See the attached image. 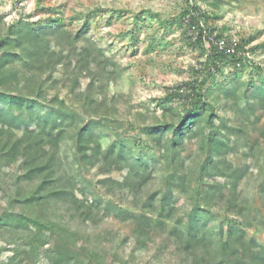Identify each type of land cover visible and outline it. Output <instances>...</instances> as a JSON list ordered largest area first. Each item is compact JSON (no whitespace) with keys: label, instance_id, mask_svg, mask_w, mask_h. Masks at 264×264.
Instances as JSON below:
<instances>
[{"label":"trees","instance_id":"trees-1","mask_svg":"<svg viewBox=\"0 0 264 264\" xmlns=\"http://www.w3.org/2000/svg\"><path fill=\"white\" fill-rule=\"evenodd\" d=\"M182 17L196 28L199 45L205 38L211 43L202 63L204 75L200 81L167 89L156 104L164 120L141 127L145 139L139 141L138 134L131 136L121 121L109 116L105 99L94 100L108 68L111 74H107L115 77L120 67L88 35L86 24L71 32L56 17L46 23L15 19L6 25L0 16V165L18 167L14 195L0 214L5 243L1 249L10 252L0 264H33L39 258L48 264H89L95 259L87 258L85 246L79 245L67 222L47 214L50 204H60L84 221L94 220L99 208L115 213L113 203H105L82 182L83 172L93 168L106 175L98 182L107 192L115 187L134 195V207L140 211L124 209L121 215L133 220L139 248L145 247L149 231L155 229L166 233L190 264H264V247L247 232L254 225L264 229V218L259 213L252 216L251 206L237 191L249 175L248 166L227 162L229 144L214 124L217 115L210 92L201 86L211 74L230 68L233 76L221 85L224 97L241 113L255 115L264 108V81L244 84L238 79V72L246 68L245 40L220 48L219 35L212 36L213 30L201 25L205 15L198 6L189 5ZM256 49H264V43L251 51ZM84 78L88 82L77 99L81 111L48 95L58 87L73 92ZM260 135L264 139V127ZM193 137L201 140L203 157L186 173L180 151L184 140ZM145 140L151 149L161 151L160 157L145 152ZM63 146L71 149L73 160L60 157ZM160 165L165 166L164 190L150 192L141 202L138 195L146 191ZM69 168H75L74 173H68ZM114 171L124 172L122 179L109 177ZM216 175L227 176L229 184L215 181ZM257 191L264 208V161ZM176 194L191 199L189 210L179 212Z\"/></svg>","mask_w":264,"mask_h":264},{"label":"rangeland","instance_id":"rangeland-1","mask_svg":"<svg viewBox=\"0 0 264 264\" xmlns=\"http://www.w3.org/2000/svg\"><path fill=\"white\" fill-rule=\"evenodd\" d=\"M191 4L204 12L201 25L212 29V36L219 35L216 43L246 41V68L238 72L241 83L264 81V49L251 51L254 46L264 43V0H0V16H3L5 24L9 23L6 19L46 23L56 17L71 32L86 24L88 35L105 47L107 55L120 67L119 75L115 77L107 74L111 67L108 68L107 75L103 77L104 84L95 90L94 100L105 99L109 116L121 121L131 136L138 134V140L144 141L141 127L164 120L156 104L165 96L167 89L196 78L200 81L204 75L202 63L211 43L205 38L199 45L196 28L190 27L183 19L184 10ZM232 74L231 69L225 67L208 76L201 86L210 92L209 100L213 113L217 115L213 117L214 124L229 144L225 155L227 162L238 167L248 166L249 175L238 186L240 198L249 203L252 216L259 213L264 218L263 198L257 191L264 161V139L260 135L264 127V108L257 110L255 115H246L224 97L221 85L229 81ZM87 82V79H82L80 88L73 92L64 87L50 89L48 95H57L65 99L68 106L81 111V103L77 99ZM95 102L91 103L94 112L98 109ZM165 120L170 121V117ZM104 133L109 134V129ZM146 142L145 152L160 157L161 151L151 149L148 140ZM200 142L196 137L184 140L180 157L184 163L182 170L186 173L191 172L194 162L203 157ZM60 151L63 160H73L68 146H63ZM64 167L68 168L67 165ZM162 168L160 165L146 191L138 195L141 202L150 192L164 190L165 172ZM17 170V165H0V214L9 207L10 198L14 195ZM74 171L75 168L67 170L68 173ZM105 176L93 168L83 172L82 182L105 203H113L117 210L115 213L99 208L94 220L84 221L72 216L60 204H50L47 208L50 217L69 224L68 227L77 234L79 245L85 246L87 258L90 255L95 258L89 264H190V259L181 254L174 241L155 229L149 231L150 238L146 240L145 247L139 248L133 220L121 215L124 209L131 213L140 211L134 207V195L115 187L107 192L98 182ZM123 176L124 172L118 171L109 174L118 180ZM213 179L229 184L227 176L216 175ZM77 195L82 198L79 191ZM176 196L179 212L189 210L191 199L180 194ZM87 198L91 202V198ZM220 220L221 217L217 218L215 223ZM168 225L170 227L171 223ZM247 232L264 247L262 226L254 225ZM3 237L0 233V263L10 254L1 249L5 246ZM33 264H48V261L39 258Z\"/></svg>","mask_w":264,"mask_h":264},{"label":"built area","instance_id":"built-area-1","mask_svg":"<svg viewBox=\"0 0 264 264\" xmlns=\"http://www.w3.org/2000/svg\"><path fill=\"white\" fill-rule=\"evenodd\" d=\"M8 22L12 21L11 19H6ZM218 46L221 48V47H224L225 44L223 41H221V43H218Z\"/></svg>","mask_w":264,"mask_h":264}]
</instances>
